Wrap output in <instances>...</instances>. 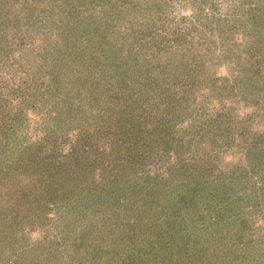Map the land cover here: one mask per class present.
<instances>
[{
  "label": "rangeland",
  "instance_id": "obj_1",
  "mask_svg": "<svg viewBox=\"0 0 264 264\" xmlns=\"http://www.w3.org/2000/svg\"><path fill=\"white\" fill-rule=\"evenodd\" d=\"M0 264H264V0H0Z\"/></svg>",
  "mask_w": 264,
  "mask_h": 264
},
{
  "label": "trees",
  "instance_id": "obj_2",
  "mask_svg": "<svg viewBox=\"0 0 264 264\" xmlns=\"http://www.w3.org/2000/svg\"><path fill=\"white\" fill-rule=\"evenodd\" d=\"M12 200H13V202L14 203H16V202H18V203H20V204H23L24 203V198H22V196L21 195H19V194H17V193H14V194H12V195H8ZM48 199V198H47ZM46 199V200H47ZM18 206V205H17ZM13 208H15L18 212H19V208H16V207H13ZM26 210H27V212L28 211H30L31 210V212H33V210L34 209H31V208H25ZM16 211V212H17ZM160 233H162V232H159V234ZM165 244H168L169 242L168 241H165L164 242ZM153 244H154V242H149V246L151 247V249L153 248ZM152 251V250H151ZM220 252H222V251H220ZM223 256V255H222Z\"/></svg>",
  "mask_w": 264,
  "mask_h": 264
}]
</instances>
